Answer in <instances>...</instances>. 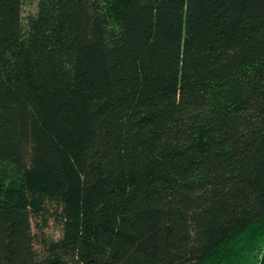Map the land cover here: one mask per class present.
<instances>
[{
  "label": "trees",
  "instance_id": "obj_1",
  "mask_svg": "<svg viewBox=\"0 0 264 264\" xmlns=\"http://www.w3.org/2000/svg\"><path fill=\"white\" fill-rule=\"evenodd\" d=\"M22 5L0 0V264H264V0Z\"/></svg>",
  "mask_w": 264,
  "mask_h": 264
},
{
  "label": "rangeland",
  "instance_id": "obj_2",
  "mask_svg": "<svg viewBox=\"0 0 264 264\" xmlns=\"http://www.w3.org/2000/svg\"><path fill=\"white\" fill-rule=\"evenodd\" d=\"M37 2L38 0H23V5H22L23 22H25V19L29 14H34L36 12ZM51 225H52V222H50V226L46 228L45 230L49 233H53L54 236H57L58 231L54 230L51 227Z\"/></svg>",
  "mask_w": 264,
  "mask_h": 264
}]
</instances>
